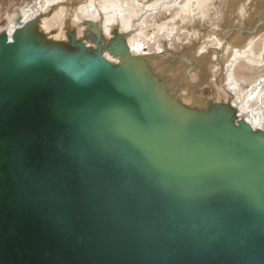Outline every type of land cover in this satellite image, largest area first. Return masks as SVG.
I'll return each instance as SVG.
<instances>
[{
    "label": "water",
    "instance_id": "95a60500",
    "mask_svg": "<svg viewBox=\"0 0 264 264\" xmlns=\"http://www.w3.org/2000/svg\"><path fill=\"white\" fill-rule=\"evenodd\" d=\"M41 17L0 32V264H264V131Z\"/></svg>",
    "mask_w": 264,
    "mask_h": 264
},
{
    "label": "bare ground",
    "instance_id": "6f19581e",
    "mask_svg": "<svg viewBox=\"0 0 264 264\" xmlns=\"http://www.w3.org/2000/svg\"><path fill=\"white\" fill-rule=\"evenodd\" d=\"M67 1L69 0H31L30 3L27 2L24 5L20 4L13 10H8L1 14L0 32L7 31L10 38V35L15 28L20 27L27 21L32 20L39 15L42 16L39 20L42 30L48 35L52 30H56L54 33L55 35L53 36L55 39H60L64 36L63 31L65 27L68 28L74 26L78 28L77 25L84 20L99 22L102 33L106 38L110 37L113 29H116L120 34H124L126 44L132 55H153L154 57L150 60V64L154 65L153 67L156 71L158 70L171 76V79L174 80L172 84H175L173 86L176 90L179 89L178 91L181 95L182 102L201 106L200 100L198 101L199 98L195 96L197 91L200 92V88L205 84H210L212 86L215 84V88L211 87L213 93L212 99H214L215 102L229 101L232 106L238 109L241 116L246 119L253 129H261L264 131V84L261 86L259 84L253 90H250V92H243L239 88L240 84H249L251 81L260 77L262 72L264 73V0H261L260 2L256 0V7H258L256 13L259 20H257L258 22H255L251 28L249 27L244 30L236 28L233 25H224L221 32H217L213 35V38L217 43L213 44V47L214 45H218L223 42L222 46L219 45L217 49L209 47L207 48L208 52L206 55H192L191 60L179 55H174V51L172 50L160 48L158 46L157 38L150 43L149 48H142L140 47V42L138 41L139 37H137L138 35L136 34V24L140 21V19H142V16L145 14L144 12H147V10H145L146 8L151 10L152 8L150 7L154 5L165 9V7H170L171 4H175L178 0H86L84 4H79L80 15L74 14L75 10L72 11V9H70L73 8L76 3L74 4L71 1L66 3ZM180 1L183 5L182 7L179 6L181 9L174 16L176 20L175 24L181 21H187L188 19L196 16H207V14H209L208 12L211 11H209L208 7L211 6L213 0ZM249 1L250 0H247V2ZM218 2L221 1L219 0ZM239 4H241L239 0H230L228 7L225 3V9H230V11H228V21H230L236 11L238 13L236 18L237 22L241 19L242 14L238 7ZM243 5L246 8L247 3L244 2ZM65 8L67 9L66 13H62ZM225 9L224 11H226ZM219 10L220 9H218V11ZM151 13L152 11L149 14ZM149 14L147 16H149ZM56 16L60 18H57ZM2 17L3 19H1ZM16 19L21 21L19 25L15 24ZM56 19L61 21L57 22ZM205 20L210 19L205 18ZM244 24L246 26L247 22L244 21ZM153 25L155 26V24ZM156 26L154 28H156L157 34H159L160 31H163L162 29L165 27ZM173 29L174 25L171 27V31ZM78 30L79 29H76L77 32H79ZM255 35L257 36V39H254L256 37ZM206 47L207 46L204 45L199 49V51L205 50ZM226 54H229L232 62V66L230 65L231 68H228L229 66H227V69L226 67L224 68L222 60ZM211 55H215V61L210 58ZM105 57L109 61L115 62V60L107 54H105ZM209 63L218 65L217 69H220L223 73L225 70V76L223 74V77L221 78L220 76L212 75L207 66ZM218 86L221 87V90L217 89Z\"/></svg>",
    "mask_w": 264,
    "mask_h": 264
},
{
    "label": "rangeland",
    "instance_id": "374dc122",
    "mask_svg": "<svg viewBox=\"0 0 264 264\" xmlns=\"http://www.w3.org/2000/svg\"><path fill=\"white\" fill-rule=\"evenodd\" d=\"M30 1L31 0H0V16L5 11H8V10L11 11L14 8H16L18 5H20V4L21 5H24L27 2L30 3ZM70 1L72 3H74V4L76 3L74 5V7L73 8H70V9H72V11L75 10L74 11V14L80 15V13H79V10H80L79 9V6L80 5L79 4H84V2L86 0H69L66 3L70 2ZM218 1L219 0H215V1L213 0L211 6L208 7L209 8V11L211 10L210 12H208L209 14H207L208 17L207 16H205V17L196 16V17H193V18L188 19L187 21H181V22H179L177 24H175V21L176 20H175L174 16H175V14L177 12L180 11L181 8H179V6L182 7V5H183V4H181V1L180 0H178V2H175V4L174 3L171 4L170 7H167V8L165 7L166 10L164 8H160L159 6H154V5H152L150 7V8H152L151 10H148V8H146L145 10H147V12L146 11L144 12L145 14L142 16V19H140V21H138V23L136 24V29H137V32H138V33L136 32V34L138 35V36L137 35L136 36L140 38V39L138 38V41L140 42V47L146 48V49H147V47L149 48L150 43H152L153 40L155 38H157L158 46L160 48L167 49V50H172V51H174L173 52L174 55H179L181 57L189 58L191 60L192 59V55H195V56H199V55H202L203 56V55H206L207 52H208V49L207 48H209V47L217 49L219 47V45L222 46L223 42L222 43H219L218 45H214V47H213V44L216 43V40L213 38V35L215 33H217V32H221L224 25L225 26L233 25L236 28L244 29L245 30V29H248L249 27L251 28L254 25V23L255 22H258L257 20H259L258 19V16H257V13H256V11L258 10V7H256V3H257L256 0H250L249 2H247V0H239L241 2V4H239L238 7H239V9L241 11L242 17H241V19H239L238 22L236 20L237 15H238L237 11L231 17L230 21H228L229 20V12L228 11H230V9L229 8L225 9V7H226V5L228 7V5L230 4V0H220L221 2H218ZM260 1L261 0H258V2H260ZM244 2L247 3L246 8L243 5ZM225 3H226V5H225ZM176 4H177V6H176ZM210 7H212V8H210ZM156 8H157V10L159 8L160 11L158 10V12H157ZM218 9H220V10L218 11ZM224 9L226 11H224ZM66 11H67V9L65 8L62 11V13H66ZM151 11H152V13L149 14ZM214 11H215V13H214ZM62 13H60V14H62ZM147 13L149 14V16H147L148 15ZM220 15H222V16H220ZM58 16H61V15H58ZM58 16H56V17L57 18H60ZM205 18L206 19H210V20H205ZM1 19H3V17ZM197 19H198V23H197ZM56 21L57 22L58 21L60 22L61 20L56 19ZM147 21H149V22H147ZM244 21L247 22V25L246 26L244 24ZM141 23H142L143 26L141 25ZM159 23L162 24V25H160ZM153 24H155V26L156 25L157 26H165L164 28H166V29L163 28L162 30L164 32L163 31H160L159 34H157L156 28H154L155 26ZM173 25H174V29L172 30L173 31L172 32L171 31V27ZM219 29H220V31H219ZM151 31H153V32L155 31V32L153 33ZM178 31H180V32H178ZM152 33H153V36H152ZM199 34H200V36H199ZM141 37H144V38H141ZM254 39H257V36ZM204 45L207 46L206 49L205 50H202V51H199V49L202 48ZM197 49H198V51H197ZM232 51H234V50H232ZM196 52H197V54H196ZM214 56L215 55H211L210 58L212 60H214L215 59ZM222 60H223V66H224V68L226 67V69H227V66H229L228 68H231V66H232L231 63L232 62L230 60L229 54H226L222 58ZM207 66H208V70L210 71V73L212 75H214V76H220L222 78L223 77V74H224V76L226 74L225 73L226 72L225 70H224V73H223V72H221L220 69L219 70L217 69L218 68V65H214L213 63H209ZM263 80H264V73L262 72L261 76L258 77L256 80L251 81L249 84H240L239 85L240 86L239 88L243 92H245V91L246 92H250V90H253L259 84H260V86L263 85L264 84ZM190 83H192V82H190ZM193 83H195V82H193ZM213 85L214 86H212L210 84H205L204 86H202L200 88L199 94H201L202 97L207 98V99L212 98V94L213 93H212V88L211 87H214L215 88V86H216L215 84H213ZM217 89L221 90V87L218 86ZM178 90L179 89H177L176 91H178ZM263 99H264V96H263Z\"/></svg>",
    "mask_w": 264,
    "mask_h": 264
}]
</instances>
